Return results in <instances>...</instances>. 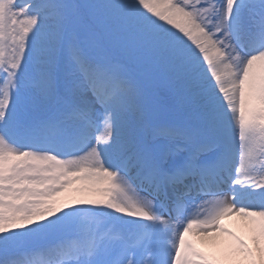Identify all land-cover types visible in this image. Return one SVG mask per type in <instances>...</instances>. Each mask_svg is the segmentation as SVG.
Masks as SVG:
<instances>
[{
  "label": "snow or ice",
  "instance_id": "1",
  "mask_svg": "<svg viewBox=\"0 0 264 264\" xmlns=\"http://www.w3.org/2000/svg\"><path fill=\"white\" fill-rule=\"evenodd\" d=\"M0 264H264V0H0Z\"/></svg>",
  "mask_w": 264,
  "mask_h": 264
},
{
  "label": "rangeland",
  "instance_id": "2",
  "mask_svg": "<svg viewBox=\"0 0 264 264\" xmlns=\"http://www.w3.org/2000/svg\"><path fill=\"white\" fill-rule=\"evenodd\" d=\"M226 221H224V223H226ZM230 228V227H229ZM232 231H234L236 233L237 236H241L242 238L245 239L246 242H249L248 241V237L247 235L245 234V232L243 231V225L242 226H235L233 228H230ZM219 241L221 243H224V245L222 247H225L228 243H229V240L228 238H220ZM218 244V242H217ZM219 246L217 248H220V244H218ZM206 251H215L216 248H212V247H209L207 249H205Z\"/></svg>",
  "mask_w": 264,
  "mask_h": 264
},
{
  "label": "bare ground",
  "instance_id": "3",
  "mask_svg": "<svg viewBox=\"0 0 264 264\" xmlns=\"http://www.w3.org/2000/svg\"><path fill=\"white\" fill-rule=\"evenodd\" d=\"M225 224L228 227L233 228L235 226H242L243 222L240 221L239 218H237V217H232V218L228 219ZM217 242H218V244H220V247H222L224 245V243H221L219 240ZM218 244H217V247L219 246Z\"/></svg>",
  "mask_w": 264,
  "mask_h": 264
}]
</instances>
